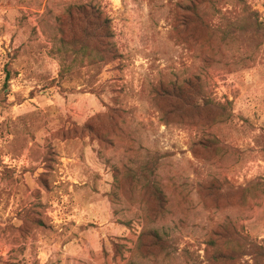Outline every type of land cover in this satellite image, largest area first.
I'll return each mask as SVG.
<instances>
[{
    "label": "rangeland",
    "instance_id": "374dc122",
    "mask_svg": "<svg viewBox=\"0 0 264 264\" xmlns=\"http://www.w3.org/2000/svg\"><path fill=\"white\" fill-rule=\"evenodd\" d=\"M82 4L116 58L62 73ZM191 94L208 107L179 106ZM249 242L264 249V0H0V264H253Z\"/></svg>",
    "mask_w": 264,
    "mask_h": 264
},
{
    "label": "trees",
    "instance_id": "16d2710c",
    "mask_svg": "<svg viewBox=\"0 0 264 264\" xmlns=\"http://www.w3.org/2000/svg\"><path fill=\"white\" fill-rule=\"evenodd\" d=\"M73 8L77 9V11L74 12L71 10ZM94 9L95 7L91 4L73 6L69 9L66 20L60 23L62 32L61 42L64 45V49L60 50L62 53V73L72 70L71 66L67 67L65 64L71 56L74 57V61H77L80 56L92 58L96 55L99 57L100 61L105 63L116 58L115 52L109 50L111 46L110 39L113 37L112 33H110L109 20L102 16H93ZM187 11L193 13L197 12L196 15H198V8L197 10L187 9ZM102 30H105L106 33H103ZM100 31L102 35L99 34ZM101 40L104 42L100 43ZM92 45H95V47L93 48ZM99 46L103 47L102 50L97 49ZM66 47L69 49H66ZM199 88L202 92V84L199 85ZM179 97V106L184 110H201L202 108L208 107L209 104L203 95L191 94L181 95ZM151 235L155 239L160 240V236L157 232H153ZM244 252L246 255L252 257L253 264H260V261L264 259V249L256 243L249 242L248 248Z\"/></svg>",
    "mask_w": 264,
    "mask_h": 264
}]
</instances>
